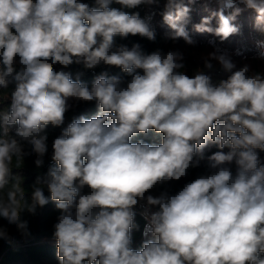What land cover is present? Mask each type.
Listing matches in <instances>:
<instances>
[{
  "label": "clouds",
  "instance_id": "clouds-1",
  "mask_svg": "<svg viewBox=\"0 0 264 264\" xmlns=\"http://www.w3.org/2000/svg\"><path fill=\"white\" fill-rule=\"evenodd\" d=\"M246 14L251 58L217 44ZM157 16L165 43L214 37L203 68L130 42H157ZM5 90L0 248L51 203L56 264H264V0H0Z\"/></svg>",
  "mask_w": 264,
  "mask_h": 264
},
{
  "label": "trees",
  "instance_id": "trees-1",
  "mask_svg": "<svg viewBox=\"0 0 264 264\" xmlns=\"http://www.w3.org/2000/svg\"><path fill=\"white\" fill-rule=\"evenodd\" d=\"M141 15L144 16L148 14L149 9L142 8L140 9ZM199 12V14H198ZM201 13V14H200ZM207 15L206 12L203 11L201 5L197 4L195 6V11L193 13L194 22H199L201 16ZM242 21L249 20L250 14H246L240 18ZM155 22L157 24V31H158V38L157 42L152 43L146 40H143L139 37L130 38V42H139L143 45V47L148 50L152 51L156 47H162L165 50H176L180 51L184 55V60L190 70L195 69L196 67L203 68V59L202 57L207 56V54L213 51L212 46H210L207 42L210 39H214V37L210 36L209 34H199L191 30L190 34L193 38L197 41L195 45H188L183 40L178 42H167L163 41V33L166 30L165 27L160 26V17H155ZM240 36H234L229 38L228 41L221 43L217 39V44L221 47L227 48L232 51L235 42L238 41ZM234 60H237V57H233ZM239 65L241 62L236 61ZM215 65V62H214ZM257 67V65L255 66ZM259 67V65H258ZM257 67V68H258ZM206 74L211 75L214 79L223 78L225 73H223L218 65L214 66V69L208 70L205 69ZM89 82L91 77H88ZM8 95V90L0 92V104L5 103L6 97ZM95 108L93 105L90 104H83L81 103L80 107L77 109V112H83L87 115L93 114ZM72 113H69V119L71 118ZM52 134H58V129L51 130ZM51 139V137H50ZM211 150H215L214 148ZM13 165H16L15 160L13 161ZM47 166V165H46ZM45 166V170H46ZM22 170L20 174L22 176L27 177L25 181V187L34 179L37 170L35 169L34 165V157L27 158L24 164H21ZM197 171L194 170L189 178L194 177L197 174ZM182 183V182H181ZM56 211L54 210V205L49 204L45 206L43 209H38V214L36 216H26L27 219L30 221V228L34 234V239L29 241L27 244H22L20 251L15 252L11 248H9L6 244L0 248V264H56L55 258V247L54 242L52 241V232L53 228L52 225L55 222L56 218ZM12 235L16 237L18 240L20 237L16 233L15 229L12 230Z\"/></svg>",
  "mask_w": 264,
  "mask_h": 264
},
{
  "label": "rangeland",
  "instance_id": "rangeland-1",
  "mask_svg": "<svg viewBox=\"0 0 264 264\" xmlns=\"http://www.w3.org/2000/svg\"><path fill=\"white\" fill-rule=\"evenodd\" d=\"M198 14H199V12H198ZM242 22L244 23V35L242 37L240 36L238 41L235 42V45H234L232 51H234L237 48H247L250 50V51H248L247 55L251 58V55H252L251 50H253V39L259 38V37H258V34H256V33H251V35H250L251 30H250L249 25H250L251 19L245 20ZM236 57H237L236 61L240 60V62H242L240 57H238V56H236ZM256 65L258 67L259 62H253V67H255Z\"/></svg>",
  "mask_w": 264,
  "mask_h": 264
}]
</instances>
